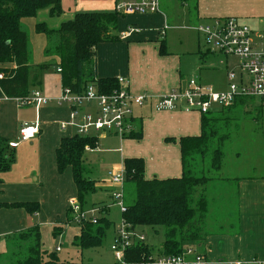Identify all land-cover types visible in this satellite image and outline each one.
I'll list each match as a JSON object with an SVG mask.
<instances>
[{"label":"crops","instance_id":"1","mask_svg":"<svg viewBox=\"0 0 264 264\" xmlns=\"http://www.w3.org/2000/svg\"><path fill=\"white\" fill-rule=\"evenodd\" d=\"M118 1L62 0L61 16H52L46 8L39 10L33 17L21 20V29L28 35V62L32 66L29 95L39 91L43 96L57 98L63 90L61 78L58 89L55 86L50 89L43 82L44 70L36 79L38 72L34 66L47 64L50 67L59 63L58 58L46 56L48 39L45 34L37 31V25L44 23L49 29H58L62 23L74 19L79 12H113ZM162 1L159 13L120 16L116 32L118 41L100 43L97 47L99 78L124 77L128 79L134 94L151 96L150 100L135 108V130L131 134L125 137L105 132L90 135L98 137V142L96 148L86 150V159H89L88 152L104 154L105 157L99 161L107 163V173L111 169L123 168L126 158L140 157L145 161L146 179L180 177L183 164L179 140L182 137L198 136L202 132V114L199 111L157 110L155 107L158 98L173 90L184 89L189 79L193 78L191 56L186 55L187 52H173L169 49L167 30L173 27L194 30L199 24L235 17L242 22L250 21L251 25H248L255 33L264 34V0H183L189 10L178 18L182 26L170 25L176 15L169 10L168 1ZM200 49L199 45L198 52L203 53ZM15 66L14 62L0 63V68ZM59 69L58 66V73ZM225 88L226 76L219 90ZM71 109L68 105L59 106L54 101L39 108L20 106L18 98L7 97L0 86V137L10 142L18 140L24 123H39V133L34 138L11 149L13 165L1 174L0 255L8 252L10 236L35 224L40 225L43 250L57 252L59 257L58 252L62 251L61 240L64 241L69 230L74 232L67 240L75 246L74 239L80 234L81 226L78 224L79 227H72L75 221L67 224V220L75 217L70 205L72 200L78 199V191L72 168L68 167L60 173L56 156L62 138L77 134L74 127L63 129L61 126L70 121ZM89 110L90 106L86 105L81 112ZM110 134L114 136L109 137ZM132 134L136 136L130 138ZM113 138L118 140L112 141ZM108 139L111 140V148H102L103 142ZM113 153L119 156H112ZM107 173L98 179L88 177L95 182L97 191L86 197L83 208H99L102 211L97 217H107L110 206L116 205L112 197L116 187L107 180ZM236 192L238 220L226 221L229 227L226 234L208 235L202 253L214 264L264 263V178H240ZM93 196H100V200L88 201ZM23 202H38L40 212L29 214L25 208L5 205ZM62 226H65V231L55 236L54 228ZM139 229L142 228L136 231ZM233 231L235 233L232 234ZM185 246L197 247L194 242ZM153 253L159 255L160 250H153Z\"/></svg>","mask_w":264,"mask_h":264},{"label":"trees","instance_id":"2","mask_svg":"<svg viewBox=\"0 0 264 264\" xmlns=\"http://www.w3.org/2000/svg\"><path fill=\"white\" fill-rule=\"evenodd\" d=\"M46 8L52 16H61L62 0H0V63L14 62L16 65L15 68H0V86L9 98H22L30 93L32 66L28 62V35L21 29V20L33 17L39 10ZM120 16L124 15L116 11L79 12L74 19L62 23L58 29H49L44 23L37 25V31L45 34L48 39L46 56L59 59L57 65L61 69L59 73L63 88L69 87L75 92H81L93 83L101 92L108 93L119 87L117 78L98 77L96 58L100 43L118 41L116 32ZM47 67V64L33 67L38 72L36 79ZM247 102V98H240L230 106L218 107L202 114L201 134L179 140L183 164L180 177L148 180L144 176L143 158L125 159L126 209L122 211L123 222L130 230L145 226L163 227L164 241L159 255L181 254L189 242L196 243L200 250L199 245L208 236L206 220L209 204L205 196H201L197 202L194 196L198 187H205L212 179L205 176L209 168L206 171L197 170V163L199 158L201 161L207 158L208 146L220 131L217 123L225 119L226 112L243 107ZM135 136L132 134L130 138ZM97 142L98 137L74 134L62 138L56 151L58 171L63 173L68 167L72 168L82 207L86 197L97 191L95 182L85 176L86 147L94 149ZM11 149L10 141L0 137V181L1 174L13 165ZM221 158L222 151L215 149L214 161L220 164ZM214 168L220 167L215 165ZM5 205L25 208L29 214L40 212L41 209L38 202ZM72 220L70 217L67 224ZM112 224L105 215L98 216L96 222L91 219L83 221L74 245L81 249L101 246ZM64 231L65 226L54 228L55 236ZM9 242L8 252L0 255V264H70L60 260L56 252L43 250L39 224L10 236ZM153 255L148 243L138 241L126 248L124 263L148 264ZM4 260L7 262L2 263Z\"/></svg>","mask_w":264,"mask_h":264},{"label":"built area","instance_id":"3","mask_svg":"<svg viewBox=\"0 0 264 264\" xmlns=\"http://www.w3.org/2000/svg\"><path fill=\"white\" fill-rule=\"evenodd\" d=\"M115 11L121 15L153 14L161 12V0H119ZM169 28V27H168ZM203 36L206 50L226 56V88L214 90L203 85L196 77L189 79L184 89L173 90L161 96L156 101L157 110H197L207 114L215 108L232 105L240 98L258 97L264 105V34L255 33L253 29L241 20L230 17L215 19L194 27ZM230 58V59H229ZM231 58L235 59L231 61ZM223 62V61H222ZM61 71V69H59ZM2 78V74H0ZM119 87L111 92H101L93 83L83 91L75 92L64 87L57 98L43 96L39 91L32 95L18 98L20 106H34L52 103L71 107L70 121L62 123V128L74 127L76 133L90 136L92 133L105 132L125 137L135 130V108L150 100L148 94H134L130 89L128 79L118 77ZM90 106L88 112H81L83 106ZM39 133V123H24L20 128L18 140L11 141L10 147L16 148L21 142L34 138ZM91 150L90 146L86 147ZM107 180L116 189L112 197L122 211L125 205V168L111 169ZM71 210L75 215L73 221L81 224L83 221L96 222L99 208L85 210L78 199L71 201ZM93 217V218H92ZM145 240V235H139L136 230H130L123 222L118 229L114 245L116 257L124 263V253L127 247L135 243V239ZM58 250L60 248H57ZM148 264H214L197 247H186L178 255H153ZM235 264H247L235 262ZM254 264H264L255 261Z\"/></svg>","mask_w":264,"mask_h":264},{"label":"rangeland","instance_id":"4","mask_svg":"<svg viewBox=\"0 0 264 264\" xmlns=\"http://www.w3.org/2000/svg\"><path fill=\"white\" fill-rule=\"evenodd\" d=\"M167 1L170 4L169 10L173 11L176 15L170 25L182 26V23H178L180 21L178 18L189 10L186 7L188 5H184L183 0ZM244 22L251 25L250 21L246 20ZM167 31L169 49L173 52H187L186 55L191 56L193 61L192 77H196L205 86L219 90L226 76V56L207 51L203 36L196 30H182L179 27H173V29L171 28ZM199 45L203 53L198 52ZM231 61L235 62V59L231 58ZM57 69L58 66L53 64L42 73L43 82H46L50 89H53L54 86L57 89L60 88L61 75ZM247 100V105L227 111L225 119L217 123L220 131L217 132V135L208 146V156L205 161H201L199 158L197 163V170L203 169L206 171L209 168L205 176L212 179L207 182L205 187H198L194 196L196 202L201 196L207 198L209 211L206 220V231L208 235L226 234V230L229 228L226 225V221L236 222L238 220L239 205L236 192L238 180L240 178H264V105L258 97ZM110 135L109 137L114 136ZM115 140H118V138H113L112 141ZM110 143L111 140H105L102 148H111L112 145ZM215 149L222 151L220 164H217L213 159ZM111 155L119 156L116 153ZM103 156L105 157L102 153H87V158L89 159H86L85 163V168L87 169L85 172L86 177L98 179L107 173V163L99 161ZM215 165H219L220 168H214ZM90 199L98 202L100 196H93L88 201ZM109 202L111 203V201ZM107 218L113 224L107 230L103 243L99 247L85 249L73 247L72 241H68L67 239L73 234L74 230H69L65 235L64 241L63 239L61 240L62 251L58 252L61 260L70 264H122L112 249L118 229L123 224L121 208L118 205H111ZM71 225L72 227H79L76 221ZM141 228L138 230L139 232H136L139 235H145V240L143 241L148 243L150 248L155 252L161 250L160 248L164 241V228L149 226ZM235 231L231 233L233 234ZM138 241L142 240L136 238L135 242ZM196 246L198 245L196 244ZM204 247L205 241L199 245L200 250H198L202 253ZM5 262L7 261H2V263Z\"/></svg>","mask_w":264,"mask_h":264}]
</instances>
